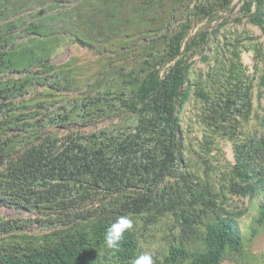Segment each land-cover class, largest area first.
<instances>
[{
	"label": "trees",
	"instance_id": "1",
	"mask_svg": "<svg viewBox=\"0 0 264 264\" xmlns=\"http://www.w3.org/2000/svg\"><path fill=\"white\" fill-rule=\"evenodd\" d=\"M204 1L192 12L212 20L233 0ZM185 2L0 0V205L38 216L0 215V264H131L162 219L176 232L154 264L244 256L250 236L238 218L264 225V130L242 132L264 70L249 77L234 48L226 75L215 67L212 83L191 81L188 56L211 35L188 36V17L172 28ZM239 10L264 36V0ZM69 43L94 53L93 71L56 61ZM191 85L208 151L214 135L233 142L227 191L185 158L179 113ZM227 192L247 205L231 208ZM120 215L133 228L109 249L104 233Z\"/></svg>",
	"mask_w": 264,
	"mask_h": 264
},
{
	"label": "rangeland",
	"instance_id": "2",
	"mask_svg": "<svg viewBox=\"0 0 264 264\" xmlns=\"http://www.w3.org/2000/svg\"><path fill=\"white\" fill-rule=\"evenodd\" d=\"M205 3L204 0H187V2L175 9V15L179 18L175 21L172 28L178 26V23L185 21L188 17L190 28L188 36H191L199 30H208L210 37L207 42L190 52L188 60L191 61L190 79L197 81L205 86V83H212L211 77L215 67H218L223 74H227L228 61L232 55V49L236 48L240 53L241 69L249 77L257 76L264 70V36L261 29L249 22L240 11L241 0H233L229 9L218 12V16L212 20L201 18L194 14L192 10L196 5ZM223 22L222 26H218ZM218 27V29H215ZM212 33V30H214ZM233 44V45H232ZM188 52V53H189ZM217 55V59L215 56ZM76 58L78 64H84L87 70L93 71L96 67V56L86 48L78 44L69 43L58 51L56 61L61 62L69 58ZM255 57V58H254ZM222 76L221 78H223ZM192 83V82H191ZM252 105L249 117L244 122L242 132L251 133L256 129L264 130V91L262 96L257 99L256 80L253 82ZM195 86H190V96L187 102L180 109L181 125L184 130L185 141V158L190 169L198 171L202 176L206 173L214 183L217 190L227 191L225 189V176L228 166L233 162V142L224 136L214 135L212 137L210 150L208 151L204 136L209 132L205 122L202 121L204 112L203 102L195 94ZM107 120H98L94 124L98 127L107 124ZM263 123V125H261ZM93 125L85 127L86 131L92 130ZM237 136H243L239 133ZM227 199L232 207L240 208L247 205L246 197L227 192ZM19 215L20 217L35 219L37 215H28L26 212H18L11 208L0 205V215ZM167 219H162L152 226V232L147 237L144 244L145 253L155 257L162 255V250L167 242L171 239L176 229L167 226ZM238 223L242 228L247 227L250 236L247 242V251L243 255L228 254L222 264H264V225H257L251 221V215L247 212L238 218ZM254 226L255 232L252 234L249 226ZM32 231L38 228V223L31 221ZM169 241V240H168Z\"/></svg>",
	"mask_w": 264,
	"mask_h": 264
},
{
	"label": "clouds",
	"instance_id": "3",
	"mask_svg": "<svg viewBox=\"0 0 264 264\" xmlns=\"http://www.w3.org/2000/svg\"><path fill=\"white\" fill-rule=\"evenodd\" d=\"M133 220L127 215L117 216L116 219L106 228L104 242L109 249H118L124 239V234L133 228ZM131 264H154L151 254H138Z\"/></svg>",
	"mask_w": 264,
	"mask_h": 264
}]
</instances>
